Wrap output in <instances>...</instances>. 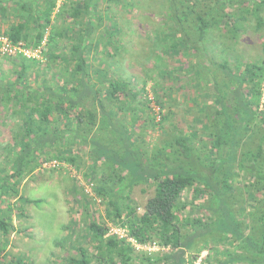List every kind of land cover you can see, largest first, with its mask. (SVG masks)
I'll list each match as a JSON object with an SVG mask.
<instances>
[{
    "label": "trees",
    "instance_id": "1",
    "mask_svg": "<svg viewBox=\"0 0 264 264\" xmlns=\"http://www.w3.org/2000/svg\"><path fill=\"white\" fill-rule=\"evenodd\" d=\"M159 1L161 26L147 41L154 63L142 65L137 87L90 57L101 45L116 44V55L123 47L121 16L110 9L123 0H0V38L17 49L0 51L8 63L0 69V246L15 230L13 217L41 202L20 194L21 180L55 162L81 173L105 205L66 264H194L203 252L201 264H264V59H228L240 21L249 15L264 29V0ZM124 11L140 27L150 13ZM210 30L231 40L219 44L218 57ZM56 64L58 73L38 82ZM174 91L186 102L178 112ZM147 126L157 129L149 145L138 128ZM74 147H89L84 173ZM137 186L151 192L142 207L131 197ZM91 198L79 202L84 215ZM109 224L124 236L109 234Z\"/></svg>",
    "mask_w": 264,
    "mask_h": 264
},
{
    "label": "rangeland",
    "instance_id": "2",
    "mask_svg": "<svg viewBox=\"0 0 264 264\" xmlns=\"http://www.w3.org/2000/svg\"><path fill=\"white\" fill-rule=\"evenodd\" d=\"M60 1L62 0H58V3ZM123 1L124 7L121 6L122 3H116L110 8L111 12L121 16V18L115 22H118V24L122 26V35L121 37L119 36V38H121L119 44L123 45V47L119 49V53L116 55L114 54L116 44H109L106 45V47L101 45V48L93 52L90 57L92 62L96 64L101 60H105L107 62L106 66L110 71H115L117 74L121 73L123 76L128 77L129 81L135 79L134 84L138 87L141 86L142 65L147 63L150 66L154 63L151 58H147L150 56V53L153 52V49L147 48V41L149 38V40H151L149 43L153 42L152 39H154V36L152 35V29L161 26L160 16L158 18V14H161L159 8V3L161 1L145 0V5L142 8H138L139 10L143 8L150 10V13L147 14V18L142 21L144 24L141 27L136 24L133 13L130 12V14H127L124 11H134V16L136 17L137 13H140L137 7L132 10V5L136 3V0ZM262 13H264V11ZM118 16L115 19H118ZM145 23H147L150 28L147 27L146 29L144 27ZM255 23L253 17L249 15L247 16V20L240 21L239 25L242 27V30L235 37L236 43L233 44L232 42L233 45L230 44L231 40L226 30H222L224 36H220L217 30H210L206 39L209 44L208 48L212 51L214 57H218V52L216 51H219L218 49L222 46V44H219L225 42L226 45H231L230 47L233 48V53L228 57L229 61L234 59V57H242V60L245 61L264 59V29L258 31L255 28ZM129 27H131V30L128 29ZM135 30H137L136 38L133 32ZM130 33L132 34L130 35ZM213 47L215 49L214 51ZM103 49L114 56L109 57L104 55L102 53ZM65 53H67V51H65ZM144 55L147 56L145 57ZM216 60L219 59L216 58ZM165 62H169L171 66L176 65V62L173 60ZM59 65L60 64H56V66H52L51 68L43 69L44 75L39 78L38 82L43 80L44 77L51 79L54 73H58L60 69ZM7 66L8 63L6 58L0 55V69L5 71ZM35 69L36 67H33L31 70ZM167 80V78L166 80L162 79L161 83L168 86ZM151 84L152 82H149L146 86V93L144 95V97L148 98L150 103L152 102ZM181 93L174 91L172 95L174 99L180 101V103L176 102L175 109L177 112L183 110L185 107L184 104H186ZM142 101H144V99H142ZM263 101L264 99L262 102ZM262 109H264V106ZM154 110L155 111L152 113L150 111L146 113V116H153V113H156L158 109L154 107ZM2 113L6 115V111ZM141 115L144 116V112H142ZM138 128L141 133V140L149 145L152 139H155L157 129L150 126H147L145 129L142 127ZM74 150L77 151L79 149L74 147ZM81 150V152L80 150L78 151L80 152L78 156L81 161H83V166L81 168L84 173L91 164V161L88 159L89 156L87 155L89 147H83ZM110 184L111 181L108 182V185ZM144 188L143 186L134 187L131 193L132 199L140 207L143 206L151 193L148 191L145 194L143 192ZM19 189L20 194L25 198L40 200L41 202L37 205L28 204L24 206L27 215L26 218L17 219L13 217L12 224L15 230L10 231L5 246H0V264H49L50 262L66 264V256L71 255L74 251L72 245L76 243L79 244L80 242L83 243V241H81V236L86 231L88 219L95 217L96 212L104 215L105 205L101 202L99 203L98 199L94 198V193L89 183L82 177L81 173L70 170L67 166L56 169L52 168L51 164H44L42 170L35 171L31 175L25 176L20 182ZM87 194L92 197V202H89L90 205L88 204L87 211L84 215L83 207L79 202H81L82 197ZM190 196V193L185 194L183 199H190ZM95 201L98 204H96ZM196 203H198V200ZM140 207L138 208V213L141 211ZM185 213L187 214L188 210L185 211ZM194 214L197 215V211H195ZM70 219L75 221V224L66 229ZM109 227L117 230V228L110 224ZM145 249L157 251V249L153 248L146 247ZM203 255H206V252H203L201 257ZM235 264L247 263L238 262Z\"/></svg>",
    "mask_w": 264,
    "mask_h": 264
},
{
    "label": "built area",
    "instance_id": "3",
    "mask_svg": "<svg viewBox=\"0 0 264 264\" xmlns=\"http://www.w3.org/2000/svg\"><path fill=\"white\" fill-rule=\"evenodd\" d=\"M0 42L2 44L0 51L1 53H8V54H14L17 49L11 48L10 45L8 44L7 40L5 38H0ZM19 52H23L25 56L27 57H33V58H38L39 57V51H33V52H24L21 49H18ZM51 166H55V162L51 163ZM109 234H116L119 236H124V231L122 230H115V229H110ZM205 255H203L197 259V261L194 264H201V260L203 259Z\"/></svg>",
    "mask_w": 264,
    "mask_h": 264
}]
</instances>
